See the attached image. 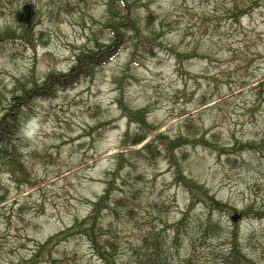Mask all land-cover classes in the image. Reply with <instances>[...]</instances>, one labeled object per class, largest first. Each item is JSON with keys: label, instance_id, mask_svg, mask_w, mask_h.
Wrapping results in <instances>:
<instances>
[{"label": "rangeland", "instance_id": "obj_1", "mask_svg": "<svg viewBox=\"0 0 264 264\" xmlns=\"http://www.w3.org/2000/svg\"><path fill=\"white\" fill-rule=\"evenodd\" d=\"M125 1L0 0V264H264V0Z\"/></svg>", "mask_w": 264, "mask_h": 264}, {"label": "trees", "instance_id": "obj_2", "mask_svg": "<svg viewBox=\"0 0 264 264\" xmlns=\"http://www.w3.org/2000/svg\"><path fill=\"white\" fill-rule=\"evenodd\" d=\"M123 5L127 6V3L125 0H123ZM133 25V24H132ZM119 26V25H118ZM117 27V26H116ZM115 28V27H114ZM113 32V43L110 44L109 46H105L103 48L98 49L97 51L91 50L89 53H83L77 56L76 64L71 68L70 73L67 74H59V75H51L48 80L45 82V86L42 87L40 90H35L33 92L36 93V95L45 94V93H53L55 86H67V85H72L78 78L82 75H85L87 71L90 69L102 65L106 63L109 59L111 60L113 57L117 55L118 50L120 47L124 46V43L126 42V35L124 34L123 30L122 32H117L116 29L112 30ZM119 45V48L115 45ZM121 47V48H122ZM32 92V93H33ZM26 92L24 96H22L20 99L24 100L27 96L31 97L33 94ZM46 96V95H45ZM27 97V98H29ZM21 103V101L18 102V104ZM18 104H15L13 108L17 110V114H21V108L18 106ZM19 116H16V118L11 117V113L7 114L6 117H3L2 120L0 121V138L2 135L8 131V129H13L15 128L16 123L18 122ZM3 138V137H2ZM145 138V137H141ZM133 143H135L133 141ZM192 191L195 190L193 185H187ZM204 192V190H203ZM102 202V199L95 203L96 207H100V204ZM222 206H218L216 208L219 210H222ZM99 212V210H98ZM94 219V216H93ZM211 221L210 219L209 223L207 224L206 230H209L208 228L211 227ZM214 223V222H213ZM77 225H74L72 228H69V230L62 231L60 234L55 235L54 237L50 238L47 244L52 243L57 239V237H60L61 235L67 236L68 233L76 231L77 230ZM82 227V226H81ZM64 236V237H65ZM238 240H237V235L236 233L233 234L231 237V241L228 242L229 246L224 247L223 251H220L215 257L217 260V264H247L248 263V258L246 254L243 253V251L239 248L238 246ZM226 248V249H225ZM108 261V259H106Z\"/></svg>", "mask_w": 264, "mask_h": 264}, {"label": "water", "instance_id": "obj_3", "mask_svg": "<svg viewBox=\"0 0 264 264\" xmlns=\"http://www.w3.org/2000/svg\"><path fill=\"white\" fill-rule=\"evenodd\" d=\"M238 215H236V216H234L232 219L234 220V221H236L237 219H238Z\"/></svg>", "mask_w": 264, "mask_h": 264}]
</instances>
